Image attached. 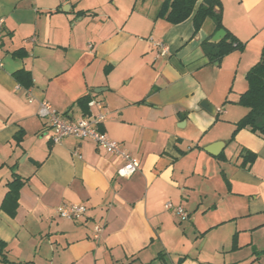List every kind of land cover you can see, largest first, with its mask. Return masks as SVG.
<instances>
[{
  "label": "crops",
  "instance_id": "1",
  "mask_svg": "<svg viewBox=\"0 0 264 264\" xmlns=\"http://www.w3.org/2000/svg\"><path fill=\"white\" fill-rule=\"evenodd\" d=\"M162 2L0 0V206L6 184L24 182L15 215L0 209V264H264V140L232 137L247 109L225 104L247 87L230 96L216 70L228 59L237 78L259 61L264 0H220L244 49L214 64L201 49L218 43L213 23L196 34L191 18L170 25L156 19ZM86 95L106 114L100 132L138 159L129 179L93 141L54 143L38 117L42 100L68 120L97 114L76 104ZM74 204L86 207L80 221L57 217Z\"/></svg>",
  "mask_w": 264,
  "mask_h": 264
},
{
  "label": "trees",
  "instance_id": "2",
  "mask_svg": "<svg viewBox=\"0 0 264 264\" xmlns=\"http://www.w3.org/2000/svg\"><path fill=\"white\" fill-rule=\"evenodd\" d=\"M189 18L192 19L194 34L207 20L213 23L216 32L225 31L224 38L217 44H210L208 41L201 44V49L209 63H219L225 56L235 51H243L244 43L230 33L222 23L220 0H163L156 13V19H162L170 25H178ZM13 55L23 57L26 53L19 49ZM14 76L20 86L27 89L32 85L29 72L20 71ZM246 81L247 89L238 96L236 103L247 109V113L234 124L232 137L239 130L247 129L264 140V46L259 61L248 70ZM91 100L92 97L86 95L77 99L76 104L83 113H86ZM15 138L20 141L19 136ZM23 184L24 182L17 176L6 184L7 191L0 209L11 217L18 208L19 191Z\"/></svg>",
  "mask_w": 264,
  "mask_h": 264
},
{
  "label": "built area",
  "instance_id": "3",
  "mask_svg": "<svg viewBox=\"0 0 264 264\" xmlns=\"http://www.w3.org/2000/svg\"><path fill=\"white\" fill-rule=\"evenodd\" d=\"M2 24L0 20V44L2 39ZM155 46L158 48L161 55L167 52L166 47L162 42H156ZM3 67L0 59V68ZM28 103H34L33 97L28 93ZM89 106H97L99 112L91 115L88 118L79 120H68L58 114L47 101L37 102V114L42 119L46 126L53 131L51 137L54 143H59L64 138H73L76 140H90L107 154L121 160L122 164L117 170V176L122 179H129L139 167V161L136 157L126 152L120 144L106 137L100 132L99 127L105 122L106 114L102 110V105L98 102L90 101ZM79 157V156H78ZM167 210H173L175 215L181 219L186 220L188 215L181 208H175L171 203H166ZM86 213V207L83 204H74L69 206H60L56 209V215L59 219L66 221H80ZM103 231V226L97 224L93 227V239L99 240Z\"/></svg>",
  "mask_w": 264,
  "mask_h": 264
},
{
  "label": "rangeland",
  "instance_id": "4",
  "mask_svg": "<svg viewBox=\"0 0 264 264\" xmlns=\"http://www.w3.org/2000/svg\"><path fill=\"white\" fill-rule=\"evenodd\" d=\"M209 20L206 21V23H208ZM236 68H237V64L235 62H231L230 60H226L223 63L222 67L217 68L216 70L218 71V73H222L219 75V77L226 79L225 84H229L231 91L230 96H234L236 94V92L240 89H244V87H247V81H246V74L247 71H239L237 73V78H235V72H236ZM227 92V93H228ZM237 96V95H236ZM225 105H230V106H235V107H239V108H244L243 106L237 104V103H227ZM222 106V105H220Z\"/></svg>",
  "mask_w": 264,
  "mask_h": 264
},
{
  "label": "water",
  "instance_id": "5",
  "mask_svg": "<svg viewBox=\"0 0 264 264\" xmlns=\"http://www.w3.org/2000/svg\"><path fill=\"white\" fill-rule=\"evenodd\" d=\"M225 36V31L224 30H219L211 39L212 43H217L220 42ZM200 107L207 111L210 114H213L214 108L207 102V101H201L200 102Z\"/></svg>",
  "mask_w": 264,
  "mask_h": 264
}]
</instances>
